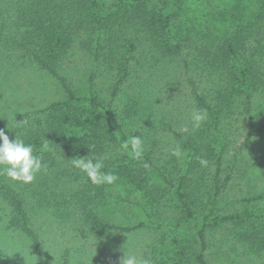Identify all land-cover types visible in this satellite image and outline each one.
Here are the masks:
<instances>
[{
  "label": "trees",
  "instance_id": "1",
  "mask_svg": "<svg viewBox=\"0 0 264 264\" xmlns=\"http://www.w3.org/2000/svg\"><path fill=\"white\" fill-rule=\"evenodd\" d=\"M113 3L0 0V62L16 59L11 63L21 62L45 70L58 77L68 95L66 100L55 101L38 111L40 115L32 121L25 113L17 114L12 125L5 123V118L0 120L3 124L0 127L8 128L10 139L18 135L30 143L46 165L28 184L0 176V196L9 209L6 227L21 231L31 241L32 252L42 264V233L38 222L44 211L65 221H83L105 231L130 232L144 225L118 226L94 209L108 184L94 185L71 161L80 157L98 158L105 165L102 171L113 172L118 177L116 181L132 184L145 196L152 194L151 177L175 187L182 219L193 225L198 238L200 247L193 251V256L199 264H210L206 257L207 228L223 223H233L234 239L250 244L259 253L264 252V204L251 203L264 200V190L258 196L244 198L248 203L246 208L223 213V191L233 178V168H223L216 147L219 143L216 139L225 144L224 114H234L233 109L241 108L250 114L245 144H250L256 133L251 110L254 95L259 94L264 101V0H258L253 8L237 2L226 12L229 16L218 20V27L221 22L225 25L224 33L217 28L216 34L212 28L198 32L182 22L179 4L174 0ZM79 50L91 53L98 71L105 64L116 71L114 97L131 79L135 90L153 92L149 81L156 77L167 91L186 89L194 112L207 110V120L199 128L193 127L192 118L182 126L177 145L182 146L185 155L180 168L178 159L170 155L180 174L175 185L170 174L162 169L166 165L159 167L157 163L166 153L156 150L154 153L153 148L143 147L139 158L124 157L119 137L128 139V134L113 101L105 102L92 90L89 106L80 103L81 96L60 72L63 63ZM96 74L93 70L89 77L92 89ZM168 93L174 95L172 91ZM149 101L144 97L141 102ZM166 103L169 104L168 99ZM67 123L84 128V134L64 135L63 126ZM9 128L14 134L9 133ZM260 131H264V124ZM139 135L137 132L135 136ZM45 142L47 150L43 149ZM198 158L206 159L207 166L202 167ZM197 183L210 194L206 211L199 214L190 196L192 192L187 191L190 184ZM183 253L180 250L179 255ZM0 264L10 263L0 256ZM62 264H69V260L65 258Z\"/></svg>",
  "mask_w": 264,
  "mask_h": 264
},
{
  "label": "rangeland",
  "instance_id": "2",
  "mask_svg": "<svg viewBox=\"0 0 264 264\" xmlns=\"http://www.w3.org/2000/svg\"><path fill=\"white\" fill-rule=\"evenodd\" d=\"M107 1L110 4L119 2ZM174 1L179 4L182 22L198 32L212 28L214 34L217 33V28L224 33L225 25L221 22L218 27V20L223 16H229L227 13L237 2L246 4L250 6L249 8L255 7L258 2V0ZM213 25L216 28L210 27ZM14 60L16 59H5L0 62V120L5 118V123L12 125L17 120V114L25 113L26 118H31L32 121V118L40 115L38 111L55 101L68 98L58 77L34 65L30 67L22 65L21 62L14 65L11 63L15 62ZM93 70L98 73L94 78V89L89 80ZM60 72L68 77L67 81L81 96L80 103L83 106H89L88 98L92 90L105 102L113 101L128 138L138 132L142 147H151L154 153L155 150L156 153H166L162 160H157V163L159 167L166 165L165 169L162 168L163 171L170 174L174 185L177 183L180 174L175 169L174 162H171L173 160L170 155L182 135L183 124L189 122L195 113L194 104L186 89L170 90L174 93L171 95L160 80L157 81L156 77H153L149 82L154 90L147 91V95L144 90H135L131 79L114 97L113 92L118 78L116 71L108 64L99 67L98 71L91 53L81 50L70 55L61 66ZM144 97L150 100L148 104L141 102ZM167 99L169 104L166 103ZM233 110L234 114L231 112L224 114L225 144L216 139L219 142L216 147L222 156L223 168L225 170H229L230 166L233 168V178L223 191L221 203L223 213L246 208L248 203L243 199L258 196L257 194L264 190V131H260L261 125L264 124V101L260 99L259 94L254 95L252 99L251 115L254 116L256 133L250 144H245L250 114L241 108ZM156 116L160 117L156 119ZM163 116L165 120L162 122ZM164 124L170 127L167 129L161 127ZM0 125H3L1 121ZM212 131L214 130H210ZM10 132L14 134L11 129ZM84 132V128L69 123L63 126V134L66 136H81ZM122 137L119 138L123 140ZM154 142L157 145L154 146ZM180 147L185 155L182 146ZM122 150L127 160L134 158L130 148L127 151ZM183 155L177 161L178 168L183 164ZM212 169L213 167L211 172ZM210 175L209 173L208 179L211 178ZM150 182L152 194L145 196L130 183L115 181L108 185L105 195L94 207L99 215L118 226L144 224L130 232L98 230L83 221H65L58 215L42 212L41 220L38 222L42 233L44 256L42 264H62L65 258L69 260V264H120L126 251L129 255H135L138 260L151 257L153 264H199L193 256V251L200 247L198 238L192 228L193 225L182 219L175 187L152 177ZM207 183L209 181L205 184ZM205 189L199 183L190 184L187 189L192 192L190 196L196 203L198 214L206 211L204 208L210 201V194L207 188ZM251 203L260 206L264 204V200ZM8 220V205L0 196V256L10 264H40L32 252L31 241L21 231L8 229L6 227ZM232 227L233 223H223L218 227L207 228L209 248L206 257L210 264H264V252L259 253L250 244L234 239ZM180 250H184L182 255H179Z\"/></svg>",
  "mask_w": 264,
  "mask_h": 264
},
{
  "label": "clouds",
  "instance_id": "3",
  "mask_svg": "<svg viewBox=\"0 0 264 264\" xmlns=\"http://www.w3.org/2000/svg\"><path fill=\"white\" fill-rule=\"evenodd\" d=\"M207 117L208 112L206 109L197 110L192 116L193 127L199 128L207 120ZM184 131H187V128ZM121 147L126 151L130 148L131 154L135 158H139L143 152L142 140L135 135L123 139ZM43 149H48L47 142L44 143ZM172 155L177 159L182 157L183 152L179 145L172 150ZM198 159L202 167L207 166L208 161L206 159ZM71 163L74 168L84 172L94 185H111L118 179L113 172L102 171L105 165L98 158H73ZM43 167H46V165L43 162L42 155L37 153L30 143H25L18 135L15 139H10L5 129L0 128V176L28 184L34 181L37 173ZM145 167H148V165L145 164ZM120 264H153V260L151 257L138 260L135 255H129L126 251L120 260Z\"/></svg>",
  "mask_w": 264,
  "mask_h": 264
}]
</instances>
